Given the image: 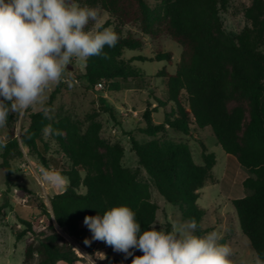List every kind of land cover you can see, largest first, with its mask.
I'll return each mask as SVG.
<instances>
[{
  "label": "trees",
  "instance_id": "obj_1",
  "mask_svg": "<svg viewBox=\"0 0 264 264\" xmlns=\"http://www.w3.org/2000/svg\"><path fill=\"white\" fill-rule=\"evenodd\" d=\"M94 1L112 19L102 28L114 23L113 30L119 40L115 47L105 46L107 59L93 56L85 62L84 72L78 78L84 80L87 88L118 92L122 82L140 76L131 62L146 60L140 56L122 58L124 51L139 50L143 46L140 37L122 33L121 28L127 24L138 25L142 34L153 39L161 34L169 37L181 47L180 60L174 73L160 72L166 81V102L156 100L157 106L150 109L148 105L142 114L144 126L140 132L151 139L140 144L129 137L137 158L136 169L121 165L123 148L101 140V126L97 122H91L81 132L79 122L69 117L49 120L40 110L29 113L28 125L19 138L7 140V146L0 153V167L6 171L5 195L11 188L10 162L22 157L21 147L48 167L55 160L46 156L50 148L43 138V129L51 124L53 129L64 133L50 138L67 160L57 171L67 177L68 183L63 191L49 199V211L44 204H38L41 215L49 220L45 231L36 232L30 221L18 218L24 228L14 235L15 240L29 234L23 264L36 257L39 260L35 264L84 263L83 254L93 251L99 242L84 243L86 238L90 241L92 238L83 223L84 217L102 215L114 206H129L136 213L141 231L148 230L155 221L157 205L150 200L148 184L137 179L139 168L164 201L180 209L183 221L195 219L196 234L202 236L206 232L201 228L203 210L196 201L198 191L210 178L215 156L201 144L202 164L198 165L193 162L186 143L161 138L166 128L188 135L192 124L198 128L209 127L222 150L235 157L249 173L242 183L249 193L234 199L232 206L241 233L255 255L264 258V52L260 49L264 47V0H252L246 12L252 26L245 27L235 38L224 32L219 18L225 0H158L160 14L155 19L144 0ZM147 61L170 64L171 54L158 52ZM57 89L50 93L46 106L54 101ZM236 96L247 102V121L241 107H227ZM167 106L169 110L164 112L163 121L153 125L151 113L156 112V107ZM105 110L112 111L110 106ZM100 148L104 153L98 152ZM79 188L84 191L79 192ZM8 205L5 199L0 213ZM112 250L108 246L105 256L108 264H131L132 256L125 258L124 253L112 256ZM130 251L134 256L143 254L134 249Z\"/></svg>",
  "mask_w": 264,
  "mask_h": 264
},
{
  "label": "rangeland",
  "instance_id": "obj_2",
  "mask_svg": "<svg viewBox=\"0 0 264 264\" xmlns=\"http://www.w3.org/2000/svg\"><path fill=\"white\" fill-rule=\"evenodd\" d=\"M144 1L155 19L160 14V1ZM76 2L81 6L98 9L100 26L112 20L94 0H76ZM251 2L252 0H225V6L219 11V18L228 36L235 38L245 27L252 26L251 21L246 17ZM95 27L96 25L90 22L88 28L95 29ZM108 27L114 29V23ZM121 31L124 35L130 33L140 37L143 41L141 49L126 50L122 55L124 60L137 56L146 60L131 62V65L140 71L139 77L122 82L121 90L118 92L104 91L96 87L89 89L84 80L78 78V75L84 72L85 62L74 59L65 70L61 82L48 90L47 101L50 93L58 87L54 101L48 105L53 110L51 120L69 117L80 123L81 132H85L91 122L99 123L101 126L100 139L111 145H120L124 152L121 165L125 168L136 169L137 158L131 148L129 137H133L140 144L151 139L140 132V128L144 126L142 114L148 105L150 109L157 106L156 100L166 102V81L160 76V72L162 70L168 73L175 72L176 64L181 56V47L163 34L155 39L144 35L135 24H127L121 28ZM260 49L264 52V47ZM158 52H169L171 54L170 64L166 61H147ZM182 99L185 104L184 93ZM107 106L111 107V112L105 110ZM235 106L244 110L245 121H247L246 100L240 96L234 97L228 102L227 107L231 109ZM168 110L169 106L165 109L156 107V112L151 113L152 124H160L163 121L164 112ZM38 111H40L39 107H35L21 116L10 114L7 127L0 129V136H5L7 140L11 137L19 138L28 125L29 113ZM43 138L50 148L46 156L54 159L55 165L51 162L48 167H44L34 154L27 153L26 149L21 147L22 157L10 162L11 188L7 195L4 193L6 171L0 167V205L5 199L9 204L0 213V264L23 263L24 246L29 234L19 241L15 240L14 235L24 228L19 224L18 218L30 221L36 232L45 231L49 220L41 215L38 204H44L49 211V199L66 187L62 189L53 187L41 180L43 169L59 170L62 164H67L56 142L50 136L45 137L44 134ZM157 138H160V134ZM161 138L174 143H186L193 162L198 165L202 164L201 144L206 152L214 154L215 165L210 171V178L198 191L199 198L196 201L197 206L203 210L201 228L206 230L204 234L215 230L222 235L223 239L220 242L229 244L233 249L234 264H241V261L254 264L256 255L247 238L240 231L235 209L232 206L234 199L249 193L242 186L243 181L250 176L249 173L238 164L235 157L227 155L222 150L209 127L198 128L192 124L188 135L166 128ZM1 150L2 148H0V153ZM98 152L104 153V149L100 148ZM137 179L139 182L148 184L150 200L157 205L155 221L151 226L155 225L157 230L171 231L174 223L185 222L180 217V209L164 201L141 168H139ZM78 191L83 192L84 189L79 188ZM107 251L108 246L99 241L93 251L83 254L85 262L77 264H108L105 258ZM111 254L117 256L118 252L112 250ZM35 260L37 262L39 258H34L28 264H33ZM58 264L66 263L58 262Z\"/></svg>",
  "mask_w": 264,
  "mask_h": 264
},
{
  "label": "clouds",
  "instance_id": "obj_3",
  "mask_svg": "<svg viewBox=\"0 0 264 264\" xmlns=\"http://www.w3.org/2000/svg\"><path fill=\"white\" fill-rule=\"evenodd\" d=\"M90 22L95 29L88 28ZM118 40L112 28L99 25L98 9L76 0H0V129L7 127L10 114L21 116L35 107L51 120L47 92L61 82L72 61L107 59L105 46L115 47ZM43 133L64 135L51 124ZM6 146L7 138L0 136V148ZM41 180L61 189L68 183L54 169H43ZM83 223L92 233L91 241L84 240L86 245L104 242L125 258L132 256L131 264H234L233 249L220 242L222 235L215 230L197 235L195 219L174 223L171 231L155 225L141 231L136 213L121 205L102 215L85 216ZM132 249L143 254L134 256ZM254 264H264V258L257 254Z\"/></svg>",
  "mask_w": 264,
  "mask_h": 264
},
{
  "label": "crops",
  "instance_id": "obj_4",
  "mask_svg": "<svg viewBox=\"0 0 264 264\" xmlns=\"http://www.w3.org/2000/svg\"><path fill=\"white\" fill-rule=\"evenodd\" d=\"M22 262H23V261H22ZM35 263H37L36 260H35V262H34L33 264H35ZM22 264H23V263H22Z\"/></svg>",
  "mask_w": 264,
  "mask_h": 264
}]
</instances>
